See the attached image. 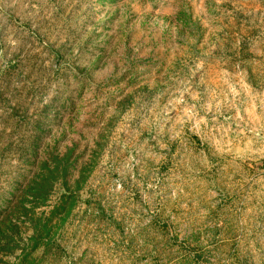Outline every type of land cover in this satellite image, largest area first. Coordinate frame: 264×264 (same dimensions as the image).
I'll return each instance as SVG.
<instances>
[{
	"label": "rangeland",
	"instance_id": "obj_1",
	"mask_svg": "<svg viewBox=\"0 0 264 264\" xmlns=\"http://www.w3.org/2000/svg\"><path fill=\"white\" fill-rule=\"evenodd\" d=\"M0 233V264H264V0H0Z\"/></svg>",
	"mask_w": 264,
	"mask_h": 264
},
{
	"label": "trees",
	"instance_id": "obj_2",
	"mask_svg": "<svg viewBox=\"0 0 264 264\" xmlns=\"http://www.w3.org/2000/svg\"><path fill=\"white\" fill-rule=\"evenodd\" d=\"M1 235H2V233H0V244H1V242H2V243L5 242V240L3 239V237H1ZM37 242L40 243L41 240H38Z\"/></svg>",
	"mask_w": 264,
	"mask_h": 264
}]
</instances>
